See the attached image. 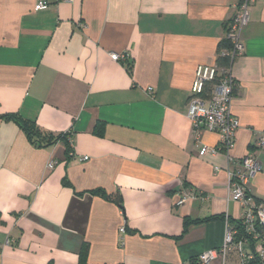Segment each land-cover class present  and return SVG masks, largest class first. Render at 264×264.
<instances>
[{"label":"crops","instance_id":"crops-1","mask_svg":"<svg viewBox=\"0 0 264 264\" xmlns=\"http://www.w3.org/2000/svg\"><path fill=\"white\" fill-rule=\"evenodd\" d=\"M39 1L0 0V264H193L220 248L226 218L236 227L243 210L228 200L227 158L203 153L219 136H194L188 100L241 0H71L36 11ZM241 40L236 159L264 132V0ZM8 115L67 135L70 151L66 139L34 145ZM257 159L248 188L264 203V150Z\"/></svg>","mask_w":264,"mask_h":264},{"label":"built area","instance_id":"built-area-1","mask_svg":"<svg viewBox=\"0 0 264 264\" xmlns=\"http://www.w3.org/2000/svg\"><path fill=\"white\" fill-rule=\"evenodd\" d=\"M71 0H40L36 11L48 10L53 4ZM256 0H241L238 13L230 22L226 37L230 39L232 48L221 52L231 60L230 67L199 66L191 87L188 100V117L192 121L194 136L199 139L204 131L217 133L219 144L216 148L204 147L203 153L222 154L227 158V173L229 177L228 200L239 203L242 207L240 223L243 234L233 227L228 218L227 229L220 248L204 252L197 257L198 264H211L218 257L224 261L230 253L237 252L241 257V264H253L259 260L264 264V203L255 202L250 196L249 182L261 171V164L257 159L260 151L264 150V132L258 136L251 151L243 158L236 159L231 155L236 143V133L240 128V121L233 113V103L237 94L238 84L233 75V64L241 56L245 47L241 40V32L250 19V7ZM115 61L125 59V55L112 53ZM83 157L82 161H87ZM54 163L49 164L52 168ZM186 196L179 204L186 201ZM121 234L126 228L120 229ZM254 246L255 251H248L245 246Z\"/></svg>","mask_w":264,"mask_h":264},{"label":"trees","instance_id":"trees-1","mask_svg":"<svg viewBox=\"0 0 264 264\" xmlns=\"http://www.w3.org/2000/svg\"><path fill=\"white\" fill-rule=\"evenodd\" d=\"M227 32V31H226ZM232 48V43L230 41V39H228L226 37V40L223 41L222 43H220L219 45V56H218V60H217V64L219 67L221 68H227L230 67L231 65V60L229 57H227L226 55H220L221 52L226 51V50H230ZM8 119H12L14 120L27 134L28 138L30 139V141L34 144V145H39V146H52L54 145L57 141L66 139V144L68 146V151H70L69 148V140L67 139V135H62V136H58V137H54V136H50L48 134H46L45 132L41 131L38 126L30 121H27L25 119H23L21 116L18 115H8L5 116ZM95 194H101V196L106 198V194L103 191H95ZM258 203H260L259 201H257ZM118 205H121V202L118 201L117 202ZM200 221H197L196 223H198ZM195 222L191 221V220H185V228L187 229L191 224H193ZM236 229L239 230L240 235L243 234V228L241 226L240 221H238L237 225H236ZM197 258H195L193 260V264H198L197 263ZM253 264H261L259 260H256Z\"/></svg>","mask_w":264,"mask_h":264}]
</instances>
